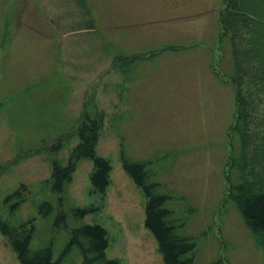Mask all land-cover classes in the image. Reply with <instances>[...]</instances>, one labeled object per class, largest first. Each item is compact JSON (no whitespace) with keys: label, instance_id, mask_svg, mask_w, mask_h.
I'll list each match as a JSON object with an SVG mask.
<instances>
[{"label":"rangeland","instance_id":"1","mask_svg":"<svg viewBox=\"0 0 264 264\" xmlns=\"http://www.w3.org/2000/svg\"><path fill=\"white\" fill-rule=\"evenodd\" d=\"M225 1L0 0V218L34 227L32 251L52 246L54 262L82 264L78 248L64 253L72 231L100 224L107 259L164 264L125 155L170 197L194 264H264V240L233 197L264 187V102L234 133L240 70ZM86 116L101 120L97 154L113 168L105 198L88 160L53 190V165L68 164ZM83 208L97 210L75 217ZM0 264H20L1 233Z\"/></svg>","mask_w":264,"mask_h":264},{"label":"trees","instance_id":"2","mask_svg":"<svg viewBox=\"0 0 264 264\" xmlns=\"http://www.w3.org/2000/svg\"><path fill=\"white\" fill-rule=\"evenodd\" d=\"M225 3L221 19L225 27L224 37L232 39L233 57L240 70V75H233L238 96L237 122L233 132L242 138L248 131L247 119L252 114L250 110L264 102V0H226ZM100 124L99 118L89 116L81 122L77 130L80 143L74 148L68 164L53 165L55 192L62 193L66 183L72 181L79 162L88 160L93 164V192L106 197L112 183L113 168L110 160L97 154ZM122 164L124 171L143 189L148 199L145 228L154 236L164 264H194L196 244L190 237L180 235L179 231L185 227V223L179 222L175 213L167 208L170 197L159 194L157 185L149 183L150 176L146 170L148 164L131 162L125 155L122 156ZM235 189L238 193L233 197L245 221L264 240V187L258 191L247 190L244 186ZM96 210L97 208H83L76 209L73 213L77 218H85ZM63 220L65 218L61 216L58 223ZM33 231V226L29 230L25 224L14 227L0 218V233L10 240L20 264H59L53 261L52 246L31 250ZM109 245V233L104 226L84 225L72 231L64 253L78 248L84 258L82 264H120L119 260L107 259Z\"/></svg>","mask_w":264,"mask_h":264}]
</instances>
